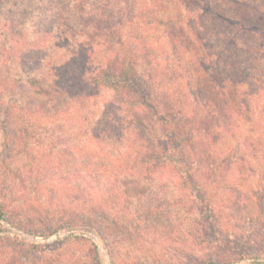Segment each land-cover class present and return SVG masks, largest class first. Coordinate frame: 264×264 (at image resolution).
<instances>
[{"label":"rangeland","instance_id":"rangeland-1","mask_svg":"<svg viewBox=\"0 0 264 264\" xmlns=\"http://www.w3.org/2000/svg\"><path fill=\"white\" fill-rule=\"evenodd\" d=\"M228 1L213 0V4L219 12L235 13L229 8ZM180 2L0 0V152L3 130L8 125L10 113L22 110L24 116L32 113L37 124L36 136L29 151L21 152L13 162L15 170L24 177L33 161H47L46 154L55 153L54 162L47 168L50 171L47 173L49 178L41 180L39 186L33 187L22 177L17 185L7 188V201L4 204L10 208L12 217L19 225L0 218V264H23L19 262L24 260L22 250H15L20 245L19 242L16 244V239L36 245L33 256L40 264H159L155 259L162 264H175L173 256L185 257L188 251L201 254L200 249L186 245L187 232L192 229L189 227H192L194 217L184 209L185 206L181 208L175 205L180 193L175 189L172 179L163 176L150 181L138 180L121 171H116L120 172L116 177L112 175L113 165L118 162L120 155H125L127 147L124 134L121 133L123 128L125 130V124L117 114L112 116L110 111L117 107L112 104L117 100L114 91L103 89L96 98L70 106L65 97L58 98L56 93H59V88H55L58 92L55 89L54 92H48L51 87H58L64 82L61 77L65 74L61 68L73 59L78 50H82L81 59L89 61L87 75L93 74L97 63L103 61L105 52L107 54V35L101 33L109 29L107 19L113 26L122 25L128 37L137 40L141 47V43L146 41L164 40L163 21L159 24L156 22L161 18L166 22L172 13L183 11ZM239 9L237 14H240ZM194 11L197 14L198 8H194ZM218 15L203 16L205 23L202 27L206 30L205 34L210 36L208 47L212 51L223 48L230 36V31L223 34L222 27L226 22L223 19L220 21ZM97 20L104 25L97 28L100 36L92 39L90 45L87 35L96 29ZM259 36L257 34L256 38ZM87 42L89 45H85ZM92 45L95 51H90L89 56L87 53ZM142 62L144 66L147 65L145 56H142ZM68 73L72 74V71ZM263 84L260 85L262 90L253 89L250 94L256 99V104L260 103V110L264 111ZM245 85H248L247 81ZM108 105H111L109 109ZM253 114L258 116V112ZM238 122L240 127L236 135L227 134L225 138L236 147L241 141H248L250 157L256 154L258 159H252L255 171H245V182H240L242 189L235 188L239 173L232 171L229 174L228 183L232 189H228L223 196V220L238 224L237 217L244 215L245 210L254 213L264 224V201L258 203L256 198L258 193H263L264 187V115L263 125L255 130L249 127V122L243 116ZM200 144L198 141L197 145ZM35 157L38 160H34ZM73 174L79 178L63 182L58 180L59 176L72 177ZM29 185L32 189L28 188ZM112 185H116L119 190L125 189L120 196V209L113 211V216L104 219L102 225L96 217L94 220L81 217L86 214L85 205L99 207L96 204L100 203V199L102 201V198L96 201L87 198V193L94 195L90 188L99 189L100 195L106 198L104 193ZM69 186L75 188L70 194L74 196L73 202L68 197L60 200L68 204L65 208L67 211H61L67 217L65 220L48 218L34 207L37 204L36 197L41 196L43 189L54 191L60 188L66 191ZM218 193L220 195V191ZM102 205L107 218V203ZM56 217H61V214ZM47 219L48 225L55 227L56 232L50 234V230L46 229L44 220ZM68 221L70 224L66 225ZM28 227L35 229L29 232L26 229ZM74 236H79L80 240H72ZM262 236L264 238V233ZM81 237L96 243L97 259L93 256L96 251ZM10 238L13 239L11 242ZM262 241L258 245L264 248ZM253 245H248V248ZM217 251L221 254L226 249ZM232 264H264V260L254 262L245 258Z\"/></svg>","mask_w":264,"mask_h":264},{"label":"trees","instance_id":"trees-1","mask_svg":"<svg viewBox=\"0 0 264 264\" xmlns=\"http://www.w3.org/2000/svg\"><path fill=\"white\" fill-rule=\"evenodd\" d=\"M180 1L183 11L172 13L166 22L162 18L156 22L163 21L164 40L146 41L141 43V47L137 40L128 37L122 25L114 27L107 19L109 29L101 32L107 35V54L105 52L103 61L97 63L93 74L87 75L89 61L81 59L82 50L79 51L77 45L78 51L73 59L61 68L65 74L61 77L64 82L58 87H51L48 92L59 88V93H56L58 98L65 97L70 106L96 98L103 89L114 91L117 100L112 104L117 107L110 111L112 116L117 114L125 124L121 133L127 147L125 155H120L113 165L112 175L116 177L120 174L116 171H121L145 181L167 176L180 193L175 205L185 206L184 209L194 217L192 227H189L192 229L187 232L188 241L185 242L200 249L201 254L188 251L185 257L173 256L175 264H232L245 258L262 262L264 248L258 244L264 240L261 238L264 224L254 213L245 210L244 215L237 217L238 224L226 223L223 220V196L228 189H232L228 183L232 171L239 173L235 188L242 189L240 182H245V171L256 169L251 163L258 156L254 154L253 158L250 157L248 141H241L236 147L225 137L227 134L236 135L240 116L254 130L263 125L264 111L260 110V103H255L250 90H262L260 85L264 83V69L261 70L264 68V0H229V8L235 12L230 14L219 12L213 0ZM194 8H198L197 14ZM238 9L241 15L236 13ZM208 14H220L217 18L226 22L222 27L223 34L230 31L227 44L217 51L208 47L210 36L202 27L205 23L203 16ZM99 21L95 22L96 29L87 35L90 45L92 39L100 36L97 30L104 24ZM257 34L260 35L258 38ZM93 46L89 48V56L90 51H95ZM142 56L146 57V66ZM246 81L248 85H245ZM55 91L58 92V89ZM255 112H258L256 117ZM25 115L22 110L10 113L8 125L3 130L0 152V218L18 225L4 202L7 201V188L17 185L23 177L15 170L13 162L21 152L29 151L36 136L37 124L32 113ZM198 141L200 145H197ZM54 156L55 153L48 152L45 156L47 161H33L24 175L30 185L39 186L41 180L49 178L47 168L54 162ZM34 160H38L37 157ZM71 176L56 178L60 182L79 178L76 174ZM30 185L28 188H31ZM73 189V186L66 187V191L60 188L54 191L43 189L41 196L36 197L34 207L48 218L63 221L67 217L61 211H67L68 204L60 200L68 197L73 202L74 196L70 195ZM90 190L94 195L87 193L89 200L102 198V201L100 199V203L96 204L99 207L85 205L86 214L81 217H96L102 225L104 219L108 220L110 215L113 216L112 212L119 208L120 196L125 189L119 190L112 185L104 193L106 198L100 195L99 189ZM262 191V194L256 195L258 203L264 201V187ZM102 203H107V218L101 208ZM58 214L61 217L57 218ZM47 221L44 220V224L49 233L56 232V228L49 226ZM26 229L32 232L35 227ZM72 238L80 240L79 236ZM82 239L90 243L96 251L93 256L97 259L96 243L86 237ZM15 242L20 244L15 250H22L24 256V260L19 262L40 264L33 256L36 245L17 239ZM248 245L253 246L248 248ZM218 249H226L225 252L229 253L222 252L221 255ZM155 262L162 264L157 259Z\"/></svg>","mask_w":264,"mask_h":264}]
</instances>
